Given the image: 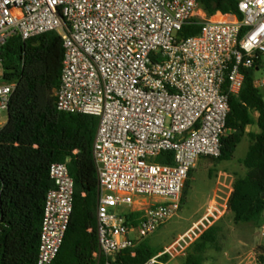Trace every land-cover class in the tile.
Wrapping results in <instances>:
<instances>
[{
    "label": "built area",
    "instance_id": "obj_1",
    "mask_svg": "<svg viewBox=\"0 0 264 264\" xmlns=\"http://www.w3.org/2000/svg\"><path fill=\"white\" fill-rule=\"evenodd\" d=\"M238 9L242 18L209 14L199 0H0V51L15 35L58 31L65 53L57 107L100 118L93 145L99 180L93 258L103 264H122L123 251L173 218L196 162L221 155L230 96L239 95L246 70L264 69V0H238ZM194 16L200 33L179 36ZM255 84L264 79L255 75ZM17 85L0 81V113H9ZM164 151L174 153V164L156 160ZM50 176L54 187L45 202L36 264L54 262L74 207L68 163L54 162ZM149 197L160 200L147 202ZM138 211V223L129 222L127 215ZM224 213L210 205L140 264H169L187 255Z\"/></svg>",
    "mask_w": 264,
    "mask_h": 264
},
{
    "label": "trees",
    "instance_id": "obj_2",
    "mask_svg": "<svg viewBox=\"0 0 264 264\" xmlns=\"http://www.w3.org/2000/svg\"><path fill=\"white\" fill-rule=\"evenodd\" d=\"M199 6L209 14L234 12L242 18L238 0H199ZM200 30V21L194 16L178 34L189 37ZM0 52L4 81L18 84L10 102L8 122L0 125V264H36L45 202L54 187L50 176L54 162L68 163L75 194L69 227L52 264H103V258H93V252L98 249L99 194L93 145L100 118L66 113L57 107L56 91L65 53L62 37L58 31L28 39L15 35ZM255 75L256 69L246 70L239 95L230 96L231 111L222 138V153L218 158L210 157L232 159L248 135L249 148L240 160L246 173L236 175L228 200L235 224L264 223V97L255 84ZM252 125H257L259 132L247 131ZM156 160L174 164V153L164 151ZM192 171L184 186L183 202ZM141 214L130 213L127 220L137 224ZM220 231L216 224L206 230L190 247L183 264H204L205 254L217 242ZM157 252L145 239L135 248L123 251L118 261L140 264ZM260 264H264V255Z\"/></svg>",
    "mask_w": 264,
    "mask_h": 264
},
{
    "label": "rangeland",
    "instance_id": "obj_3",
    "mask_svg": "<svg viewBox=\"0 0 264 264\" xmlns=\"http://www.w3.org/2000/svg\"><path fill=\"white\" fill-rule=\"evenodd\" d=\"M3 65L0 63V81L3 78ZM257 79H264V69L256 73ZM259 89L264 97V85L259 86ZM9 114L7 112L0 113V124L5 125L8 122ZM249 131H258L257 125L248 127ZM248 135L243 138L238 145L237 150L230 160H215L210 157H201L192 171V177L189 182V191L186 200L181 204L179 212L170 220L165 222L160 228L154 232L149 238L150 246L155 250H162L167 245L172 243L182 232H184L192 222L198 219L204 212L205 204H207L213 196L214 189L217 187V175L219 172H225L229 175L228 181L234 174L242 175L246 168L242 166L240 160L247 154L249 148ZM157 197H149L150 200H155ZM160 200V198H157ZM137 209H142L143 206L136 205ZM225 219V221H224ZM223 225L218 236L217 242L210 246L206 252V260L204 264H244L251 250L252 243H255L256 249L264 250V240L250 239L242 236L241 226L245 223L235 224L232 216L227 214L221 220ZM138 232H134L132 236H137ZM255 237V236H254ZM264 254H261V256ZM251 258L253 264L260 263V257ZM184 257V256H183ZM185 259L179 257L173 259L169 264H183Z\"/></svg>",
    "mask_w": 264,
    "mask_h": 264
},
{
    "label": "crops",
    "instance_id": "obj_4",
    "mask_svg": "<svg viewBox=\"0 0 264 264\" xmlns=\"http://www.w3.org/2000/svg\"><path fill=\"white\" fill-rule=\"evenodd\" d=\"M257 87L259 88V86H257ZM254 117L257 118L258 114L255 113ZM247 131H249V130L247 129ZM256 132H259V130L256 131ZM195 166L193 167V169L195 168ZM245 173H246V171H245ZM244 174H242V175H244ZM236 175L237 174L232 175L231 176L232 178L228 181L229 175L227 173H225V172H219V174L216 177L217 178V187L214 189L213 196L211 197L210 201L207 204H205L204 212L201 214V216L198 219L194 220L192 222V224L195 223L196 221H198L206 213L207 208L210 205H214V204L217 205L220 208L225 209L224 215L215 223L220 228L223 225V223H221V220H223V217L226 214H227V217L228 216H232V218H233L232 213L228 210V200H229V197H230V195L232 193V190H233V182H234V179H235ZM224 221H225V219H224ZM237 225H239V224H237ZM239 226H241V228H242L241 231L243 233L242 234L243 237H247V238H250V239L256 238L257 240H261V241L264 240V223H259V224L245 223L243 225L240 224ZM89 230H91V228ZM184 232H182V233H184ZM181 234H179V235H181ZM252 244L253 245L251 247L250 252L246 256V258H244V260H243L244 264H253V262L251 261V258H255L256 259V256H261V254H264V250L263 251L257 250L256 246H255V243H252ZM186 256L187 255L182 257V259H185ZM205 256H206V254H205ZM257 264H260V263H257Z\"/></svg>",
    "mask_w": 264,
    "mask_h": 264
}]
</instances>
